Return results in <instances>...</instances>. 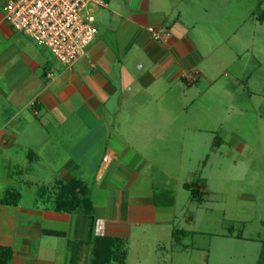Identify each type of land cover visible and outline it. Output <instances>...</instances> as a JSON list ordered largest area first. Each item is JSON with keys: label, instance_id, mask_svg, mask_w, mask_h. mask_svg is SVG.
Returning a JSON list of instances; mask_svg holds the SVG:
<instances>
[{"label": "crops", "instance_id": "crops-1", "mask_svg": "<svg viewBox=\"0 0 264 264\" xmlns=\"http://www.w3.org/2000/svg\"><path fill=\"white\" fill-rule=\"evenodd\" d=\"M6 1L0 0V264L165 263L146 252V237L165 225L158 217L166 208L141 192L138 167L146 162L134 160L136 136L144 141L167 118L161 107L169 92L183 96L191 76L195 83L202 78L195 40L207 37L208 9L184 0H103L106 7L94 12L95 39L66 68L11 29L3 19ZM161 26L169 38L154 42L150 30ZM93 152L89 181L71 169L87 166ZM69 188L86 193L89 214L59 208ZM24 189L32 190L28 204Z\"/></svg>", "mask_w": 264, "mask_h": 264}, {"label": "rangeland", "instance_id": "rangeland-1", "mask_svg": "<svg viewBox=\"0 0 264 264\" xmlns=\"http://www.w3.org/2000/svg\"><path fill=\"white\" fill-rule=\"evenodd\" d=\"M183 4L206 7L211 21L202 24L207 37L195 40L202 78L191 76L183 96L169 92L161 107L167 118L144 141L136 136L134 160L146 162L138 167L142 194L169 192L173 200L158 217L165 225L148 233L146 252L167 259L163 264H257L264 242V22L256 16L264 0ZM94 155L72 172L91 181ZM184 184H196L199 195ZM23 195L30 203L32 190ZM172 229L180 231L174 239Z\"/></svg>", "mask_w": 264, "mask_h": 264}, {"label": "built area", "instance_id": "built-area-1", "mask_svg": "<svg viewBox=\"0 0 264 264\" xmlns=\"http://www.w3.org/2000/svg\"><path fill=\"white\" fill-rule=\"evenodd\" d=\"M103 0H7L4 21L38 46L46 48L64 67L71 68L97 34L94 11ZM154 42L169 38L166 27L150 30Z\"/></svg>", "mask_w": 264, "mask_h": 264}, {"label": "trees", "instance_id": "trees-1", "mask_svg": "<svg viewBox=\"0 0 264 264\" xmlns=\"http://www.w3.org/2000/svg\"><path fill=\"white\" fill-rule=\"evenodd\" d=\"M256 20L260 23L264 22V11L256 16ZM194 186H196V184H184L183 185V187L185 189L189 190L192 197L199 195L198 186H197V188H194ZM79 191L77 190V188H69V190L67 191L69 197L66 199L60 198L58 200L59 201V208L67 210L69 212L80 211L83 214H89L91 212L90 201H89L88 197L86 196V193H82ZM161 197H163V199L167 198V200L164 203L160 202V204H159L156 201L157 200L156 198L159 199ZM153 202H154V205H156L157 207H161V208H169L173 204V200H172L171 194L169 192H161L160 194L154 195L153 196ZM263 225H264V223H263ZM178 233H180L179 230H174L173 231L174 237H176L178 235ZM257 264H264V242L262 244V248H261L259 258L257 260Z\"/></svg>", "mask_w": 264, "mask_h": 264}]
</instances>
